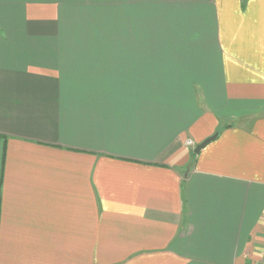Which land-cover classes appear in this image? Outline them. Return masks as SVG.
Wrapping results in <instances>:
<instances>
[{
	"label": "crops",
	"instance_id": "crops-1",
	"mask_svg": "<svg viewBox=\"0 0 264 264\" xmlns=\"http://www.w3.org/2000/svg\"><path fill=\"white\" fill-rule=\"evenodd\" d=\"M78 2L0 0V264H260L264 0Z\"/></svg>",
	"mask_w": 264,
	"mask_h": 264
},
{
	"label": "rangeland",
	"instance_id": "rangeland-1",
	"mask_svg": "<svg viewBox=\"0 0 264 264\" xmlns=\"http://www.w3.org/2000/svg\"><path fill=\"white\" fill-rule=\"evenodd\" d=\"M73 6L74 7L77 6V13H78L77 14L78 16L72 20L73 27L77 29L78 31L76 41L80 43H86L87 42L86 39L88 37L96 36L94 42L96 41L100 42V38L102 37V31H101L102 29L101 28L102 3H101V0H79L78 4L77 5L73 4ZM93 30L95 32H93ZM92 33H95V36ZM87 34H88V37H87ZM187 141H191V140L188 139ZM186 142H185V145H186ZM189 147L195 149L194 143L192 146H189Z\"/></svg>",
	"mask_w": 264,
	"mask_h": 264
},
{
	"label": "water",
	"instance_id": "water-1",
	"mask_svg": "<svg viewBox=\"0 0 264 264\" xmlns=\"http://www.w3.org/2000/svg\"><path fill=\"white\" fill-rule=\"evenodd\" d=\"M216 137V135H213L212 137L207 138L206 140H204L202 143H200L199 145H197L194 149V153L197 155L201 149H203V147H205L206 145H208L212 140H214Z\"/></svg>",
	"mask_w": 264,
	"mask_h": 264
},
{
	"label": "built area",
	"instance_id": "built-area-1",
	"mask_svg": "<svg viewBox=\"0 0 264 264\" xmlns=\"http://www.w3.org/2000/svg\"><path fill=\"white\" fill-rule=\"evenodd\" d=\"M186 145L189 147V146H192L193 143L191 141H187L186 142ZM260 264H264V261H262Z\"/></svg>",
	"mask_w": 264,
	"mask_h": 264
}]
</instances>
